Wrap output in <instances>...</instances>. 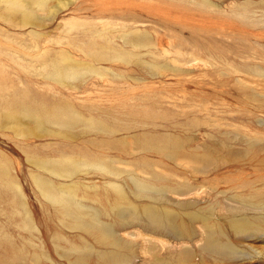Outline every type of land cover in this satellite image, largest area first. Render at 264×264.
<instances>
[{
    "label": "rangeland",
    "instance_id": "1",
    "mask_svg": "<svg viewBox=\"0 0 264 264\" xmlns=\"http://www.w3.org/2000/svg\"><path fill=\"white\" fill-rule=\"evenodd\" d=\"M22 2L33 21L0 0V264H75L81 248H88L83 264H105L99 256L115 248L42 197L39 175L56 189L72 187L77 203L116 229L118 253L129 257L122 264H180L183 248L194 253L190 264H264V233L237 236L227 227L230 216H264V0ZM244 11L250 19L239 15ZM125 49L132 51L126 61L115 59ZM61 56L82 68L83 78L56 82ZM23 102L72 106L82 123L69 132L52 125L42 131L7 114ZM166 135L181 140L178 152L143 145ZM66 159L78 167L70 176L42 167ZM95 161L107 169L82 166ZM135 182L151 189L138 191ZM127 203L135 212L122 217ZM153 205L175 217L177 228L152 229L144 210ZM204 218L225 231L238 258L200 248Z\"/></svg>",
    "mask_w": 264,
    "mask_h": 264
},
{
    "label": "bare ground",
    "instance_id": "2",
    "mask_svg": "<svg viewBox=\"0 0 264 264\" xmlns=\"http://www.w3.org/2000/svg\"><path fill=\"white\" fill-rule=\"evenodd\" d=\"M4 4H6L7 6V10L9 9L10 11L14 10V11H19L22 13L23 19L24 21H28L31 20L32 18H34L33 14L34 12L30 9L27 8V5H25V3H23L21 0H1ZM33 2L34 5L36 6H44L46 1L48 0H31ZM50 2V1H49ZM30 3V2H29ZM203 3V2H202ZM207 3V2H206ZM3 4V5H4ZM29 5V4H28ZM208 5V4H207ZM210 6V5H209ZM206 7V6H205ZM6 8V7H5ZM210 8V7H209ZM208 8V9H209ZM35 9V8H34ZM38 9V8H37ZM45 8H43L44 10ZM42 10V9H40ZM38 12V11H37ZM18 13V12H17ZM241 17L243 16L246 19H250V16H248V12L244 11L242 13L239 14ZM17 16V15H16ZM35 19V18H34ZM111 20V19H110ZM33 21V19H32ZM128 22V21H127ZM139 22V21H138ZM25 23V22H24ZM28 23V22H27ZM118 23V22H117ZM131 23V22H130ZM262 23V22H261ZM263 24V23H262ZM30 25V24H29ZM26 26V24H25ZM99 26V25H98ZM160 27V26H159ZM134 33H138V32H134ZM131 34V33H130ZM128 34V35H130ZM140 34V33H139ZM142 34V33H141ZM146 34V33H145ZM123 35V34H122ZM120 35V36H122ZM134 36V35H132ZM131 36V37H132ZM142 36V35H141ZM151 36V35H149ZM257 36V35H256ZM129 37V36H127ZM135 37V36H134ZM138 37V36H136ZM143 39L145 40V36H142ZM141 37V38H142ZM124 38V37H123ZM151 38V37H150ZM127 39V38H126ZM138 39V38H137ZM134 40V39H133ZM135 41V40H134ZM139 41V40H137ZM170 41V40H169ZM132 42V41H131ZM149 42V41H148ZM138 43V42H137ZM144 43H147L144 41ZM102 44V43H101ZM126 44V43H125ZM135 44V42H134ZM133 44V45H134ZM140 45H143V43H139ZM136 45V44H135ZM146 45V44H145ZM109 46V45H108ZM121 46V45H120ZM147 46V45H146ZM150 46V45H149ZM137 47V46H136ZM142 47V46H141ZM145 47V46H144ZM140 48V47H139ZM113 49V48H112ZM103 50V49H102ZM105 50V49H104ZM148 50V49H147ZM107 51V50H106ZM115 51V50H114ZM137 51V50H136ZM140 51V50H139ZM109 52V51H107ZM116 52V51H115ZM118 52V51H117ZM132 51H127L125 50H121L120 52H118L115 56V59L117 60H122V61H126V58L128 57L129 53H131ZM169 52V51H168ZM97 53V52H96ZM104 53V52H103ZM112 53V52H110ZM114 53V52H113ZM135 53V52H134ZM139 53V52H138ZM161 53V52H160ZM106 54V52H105ZM114 54V55H115ZM149 54V53H148ZM111 55V54H110ZM138 55V54H137ZM140 55V53H139ZM67 56V54H66ZM66 56H61L62 57V61L59 64H56L55 68H54V74H53V78L56 82H58L59 84H63L66 82H73L78 80L80 77L83 76L84 72L78 71L77 69V64L74 62H71L69 58H66ZM113 56V55H112ZM132 56V55H131ZM135 56V55H134ZM59 57V58H61ZM71 57V56H70ZM110 57V56H109ZM171 57V56H170ZM240 57V56H239ZM219 58V57H218ZM73 59V58H72ZM170 59V58H169ZM165 61V60H164ZM205 62V61H204ZM78 63V62H77ZM128 63V62H127ZM135 63V62H134ZM185 63V62H184ZM76 64V65H75ZM81 64V63H80ZM141 65V64H140ZM82 66V65H81ZM142 66V65H141ZM260 66V65H259ZM86 67V66H85ZM93 67V66H90ZM153 67V66H152ZM80 68V67H79ZM84 68V67H83ZM87 68V67H86ZM87 70H89V67L87 68ZM87 70H85V73H87ZM99 70V69H98ZM97 70V71H98ZM176 71V70H175ZM244 72V71H243ZM95 73V72H93ZM100 73V72H99ZM102 73V72H101ZM97 74V73H96ZM49 76V75H48ZM51 76V74H50ZM83 78V77H82ZM83 81V80H81ZM80 81V82H81ZM55 82V83H56ZM77 82V81H76ZM238 82V81H237ZM74 84V83H73ZM79 85V84H78ZM254 85V84H253ZM68 86V85H67ZM75 86V85H74ZM77 86V85H76ZM258 86V85H257ZM251 93V92H250ZM19 100V99H18ZM21 100V99H20ZM24 101V99H23ZM29 101V100H27ZM22 102V101H21ZM30 103V101H29ZM13 106V105H12ZM7 114H9L10 116H12V118L18 120L19 118H28L30 120H32L35 124V126H37L39 129H42V131H45V127L46 126H56L60 128V131L62 132H69L71 131L73 128H76L78 126V123H82L80 121V117L78 115V113L75 111V109L72 106H68V105H60L51 109L46 108L45 106H38V105H30L25 102L22 103V106L20 107V105H17L15 107H11L9 109L6 110ZM5 111V112H6ZM4 112V111H3ZM2 114V113H1ZM6 113H3V115ZM8 115V116H9ZM81 115V114H80ZM5 116V115H4ZM9 116V117H10ZM7 118V117H5ZM83 118V117H81ZM7 120V119H6ZM27 120V119H26ZM89 120V119H87ZM12 121V120H11ZM85 121V120H83ZM90 121V120H89ZM94 121V120H93ZM23 122V121H21ZM26 122V121H25ZM28 122V121H27ZM26 122V123H27ZM14 123V122H13ZM17 124V121L15 122ZM20 124V123H18ZM87 124V123H86ZM89 124V123H88ZM100 124V123H99ZM12 125V124H11ZM25 125V124H24ZM23 125V126H24ZM27 125V124H26ZM25 125V126H26ZM82 125V124H81ZM80 125V127H81ZM85 125V123H84ZM90 125H92V127H98L97 123L95 124L94 122L91 123ZM15 127H17L14 124ZM21 126V125H20ZM19 126V127H20ZM31 127V126H30ZM33 127V125H32ZM51 127V126H50ZM88 127V126H86ZM21 128V127H20ZM29 128V127H28ZM84 128V127H83ZM82 128V129H83ZM89 128V127H88ZM24 129V128H22ZM27 129V128H26ZM34 129V127L32 128ZM48 129V128H47ZM52 129V128H51ZM78 129V128H77ZM98 129V128H97ZM59 130V129H58ZM249 130V129H248ZM19 131V130H18ZM22 131V130H21ZM25 131V130H24ZM28 131V130H26ZM57 131V130H56ZM29 132V131H28ZM32 132V131H31ZM35 132V131H34ZM48 132V131H47ZM53 132V131H52ZM50 132V133H52ZM58 132V131H57ZM27 133V132H25ZM37 133V132H36ZM41 133V132H40ZM28 134V133H27ZM38 135V134H37ZM153 137V135H152ZM240 137V136H239ZM244 137V136H243ZM161 138V139H160ZM147 139V137H146ZM159 142L158 139L156 140L157 143H147L144 142L145 140L142 141L143 145L145 147L148 148V146H151V148H156L159 150H166L169 151L170 153H176L178 152L182 147H181V143L180 141H178L175 137L173 136H169L166 135L164 137H159ZM155 141V139H153ZM153 140H149V142H153ZM249 140V139H247ZM141 141V140H140ZM139 141V142H140ZM247 142V141H245ZM141 143V142H140ZM226 143V142H225ZM224 144V143H223ZM142 145V146H143ZM228 146V145H227ZM229 147V146H228ZM252 147L249 146L248 148L250 149ZM197 149V148H196ZM254 149V148H253ZM147 150V149H146ZM255 151V150H254ZM252 153V152H251ZM198 157V156H197ZM237 157V156H236ZM245 157V156H244ZM261 159V158H260ZM67 160V159H66ZM51 161V160H50ZM54 161V160H53ZM57 161V160H56ZM60 161V160H58ZM110 161V160H109ZM264 160H261V162ZM49 162V161H48ZM1 163V162H0ZM107 164V163H106ZM104 163H100V162H91V163H84L82 166H84L85 168H94L97 170H103L104 168L107 169V165ZM111 164V163H109ZM2 166V164H1ZM45 166V167H44ZM110 166V165H109ZM46 170H48L49 172H51L52 174H54V176H70L72 175L76 169L78 167H76V162L74 160L68 159L67 161L63 160V162L61 163H49V164H43V166ZM111 167V166H110ZM1 168V167H0ZM43 168V169H44ZM256 168V167H255ZM264 168V167H263ZM1 169H4V167L2 166ZM7 169V168H6ZM93 170V169H92ZM111 170V169H110ZM8 171V170H7ZM107 172V170H106ZM110 172V171H109ZM3 173L5 174V176H7V173H5V171H3ZM108 173V172H107ZM38 175V174H37ZM40 176V175H39ZM38 176V177H39ZM9 177V176H8ZM7 177V178H8ZM36 178V185L39 189V192L41 193V196L53 201L57 204L63 205V207H65V211L64 214L69 217L70 219H75V222L77 226H79L80 228L83 227L85 230H87L89 233L93 234L96 238L97 241H105L108 242L109 245L115 247L113 250H111L109 253L104 254V255H100V259L102 261V263L105 264H122L125 263L126 261H129V257H124L121 258L118 251H120V247L118 246L120 244L119 240L114 237V233L111 229V227L107 224H104L103 222L100 221L99 215L100 213H98L97 209H93L90 207H85V205H81L79 203H77V201L75 200L76 198L72 195V190L70 188L67 189H56L51 182L43 179V178ZM41 177V176H40ZM134 179V178H133ZM33 180V179H32ZM138 181V178H137ZM8 184L7 187H9L10 189H12V192H14L15 195H17V192L20 193L19 191H17V187L14 184V182L12 183L11 180L7 179ZM34 182V180H33ZM34 182V184H35ZM131 182H133L131 180ZM136 183V188L138 191H147L151 189V185H147V184H143L145 182H135ZM108 185L110 184V182L107 183ZM115 184V183H114ZM112 185V184H110ZM109 185V187H110ZM187 185V184H186ZM119 186V185H118ZM134 186V185H133ZM153 186V185H152ZM189 186V185H188ZM64 187V186H63ZM89 187V186H86ZM94 187V186H93ZM92 187V188H93ZM105 187V185H104ZM115 187V186H114ZM117 187V186H116ZM115 187V188H116ZM120 187V186H119ZM135 187V186H134ZM154 187V186H153ZM91 188V185H90ZM108 188V187H107ZM74 189V188H73ZM135 189V188H134ZM157 189H159V187H157ZM156 190V188H155ZM113 191V190H112ZM134 191V190H133ZM116 195L119 197V200H123L125 197L123 195V193L119 190V188L115 189ZM159 192V191H158ZM164 192V191H163ZM9 194V193H8ZM13 194V195H14ZM115 194V193H114ZM143 194V193H142ZM76 195V194H75ZM184 195V194H183ZM7 196V195H6ZM62 196H64V199L62 198ZM116 196V198H117ZM147 196V195H146ZM156 196V195H155ZM161 196V195H160ZM20 197V196H19ZM83 197V196H82ZM149 197V196H148ZM158 197V195H157ZM21 198V197H20ZM115 198V199H116ZM127 198V197H126ZM125 198V199H126ZM141 198V197H140ZM230 198V197H229ZM228 198V199H229ZM249 198V197H248ZM247 198V199H248ZM253 198V197H252ZM257 198V197H256ZM22 199V198H21ZM124 199V200H125ZM263 199V198H262ZM79 200V199H77ZM153 200V199H152ZM252 200V199H251ZM14 201V200H13ZM16 201V200H15ZM256 202L258 200H255ZM263 201V200H262ZM262 201H260L262 203ZM17 202V201H16ZM80 202V201H79ZM124 203V201H122ZM127 202V201H126ZM125 202V203H126ZM159 202V201H158ZM226 202V201H225ZM254 201H252L251 203H253ZM260 202H257L258 204H261ZM20 202H18L19 204ZM22 203V202H21ZM130 203V202H129ZM232 203V202H231ZM230 203V204H231ZM250 203V202H249ZM242 204H246V203H242ZM15 205V204H14ZM22 205V204H21ZM123 205V204H122ZM127 205V206H126ZM185 205V204H184ZM54 206V205H53ZM90 206V205H89ZM149 206V205H147ZM183 206V205H182ZM255 206V205H254ZM258 206V205H257ZM23 207V206H22ZM74 207V208H73ZM119 207V206H118ZM162 207V206H161ZM237 207V206H236ZM17 208V207H16ZM144 208V207H143ZM156 207L153 205L152 207H147L144 210V214H145V219H148L149 221V225L151 226L152 229H158V228H167V229H174L175 228V222L174 219L171 215H169L168 212H163L161 213L159 211V209L157 208V210L155 209ZM160 208V207H159ZM234 208V207H233ZM232 208V209H233ZM259 208H264V206H260ZM25 209V208H24ZM63 209V208H62ZM120 209V208H119ZM166 209V208H165ZM170 209V208H169ZM168 209V210H169ZM231 209V208H230ZM229 209V210H230ZM231 209V210H232ZM17 210V209H16ZM56 210V209H55ZM99 210V209H98ZM109 210V209H108ZM135 208L132 207V205H128L125 204L124 207H122L121 209V214L122 217H125L124 213H126L127 211H134ZM162 210V209H161ZM167 210V211H168ZM103 211V210H102ZM117 211V210H116ZM166 211V210H165ZM171 211V210H170ZM18 212V211H17ZM25 212V211H24ZM135 212V211H134ZM134 212H131L134 213ZM138 213V211H136ZM212 212V211H211ZM105 213V212H104ZM109 213V211H108ZM128 213V212H127ZM136 213V214H137ZM193 213V212H192ZM200 213V212H199ZM29 213H27L28 215ZM135 214V213H134ZM177 214V213H176ZM190 214V213H189ZM194 214V213H193ZM212 214V213H211ZM259 214V213H258ZM24 215V214H23ZM140 214H138L139 216ZM214 215V214H212ZM211 215V216H212ZM230 215V214H229ZM257 215V214H256ZM61 216V215H60ZM117 216V215H116ZM127 216V215H126ZM132 216V215H131ZM134 216V215H133ZM137 216V215H136ZM141 216V215H140ZM197 216V215H196ZM25 217V216H24ZM121 217V218H122ZM143 217V215L141 216ZM192 217V216H191ZM194 217V216H193ZM202 217V216H201ZM213 217V216H212ZM253 217V216H252ZM144 218V217H143ZM200 218V217H198ZM26 219V218H25ZM137 219V218H136ZM202 219V218H201ZM63 220V219H62ZM203 220V219H202ZM208 218H204L203 221V227H204V231H205V236L203 237V244L201 245V249L202 250H206L208 252H210L211 254H216L218 256H220L221 258H227V259H235L238 258V255H241V252L234 246V243H232L230 241V239L228 238V236H226L224 234V232L222 231V229L220 227H215L213 222H208ZM25 221V220H24ZM67 221V220H66ZM212 221V220H210ZM26 222V221H25ZM29 222V220H28ZM75 222L73 224H75ZM17 224V222H16ZM217 224V223H216ZM29 225V224H28ZM214 225V226H213ZM227 227L229 228L230 232L237 235V236H244L251 232L253 229L257 232H263L264 233V216L262 215H257V217L251 219L248 218L246 216H230V218L227 221ZM73 226V225H72ZM177 226V225H176ZM22 227V226H21ZM28 227V226H27ZM76 227V226H75ZM177 228V227H176ZM175 228V229H176ZM227 228V229H228ZM114 229V228H113ZM187 232V229L185 226H181L180 231H179V236H182L183 234L186 237L187 235L185 234ZM229 235V234H228ZM231 235V234H230ZM116 236V235H115ZM250 236V235H249ZM223 237H227L226 240H221V238ZM225 239V238H224ZM94 241V240H93ZM102 245V244H101ZM107 245V244H106ZM123 245V244H122ZM87 247V246H86ZM57 248V247H56ZM85 248V247H84ZM252 248V247H251ZM82 249V248H81ZM80 250H76V263L75 264H83V261H85L86 259V254L88 251H85L87 249H82V251ZM105 249V248H104ZM61 250V249H60ZM72 250V249H71ZM84 250V251H83ZM129 250V249H127ZM254 250V249H253ZM62 251V250H61ZM69 251V250H68ZM75 252V250H73ZM90 251V249H89ZM106 251V250H105ZM63 253V251L61 252ZM67 253V251H66ZM65 253V254H66ZM70 253V252H69ZM73 253V252H72ZM121 253V252H120ZM89 254V253H88ZM125 254V253H124ZM61 255V254H60ZM194 253H192L191 249L188 248H183L180 250V252L177 255V259L180 261V264H190L191 258L193 257ZM18 256V255H17ZM64 256V255H63ZM89 256V255H88ZM39 259V258H38ZM123 259V260H122ZM226 259V260H227ZM241 259V258H240ZM121 260V261H120ZM179 264V263H178Z\"/></svg>",
    "mask_w": 264,
    "mask_h": 264
}]
</instances>
